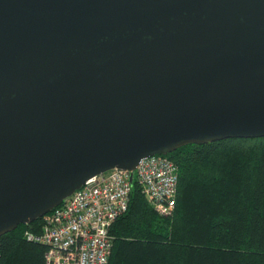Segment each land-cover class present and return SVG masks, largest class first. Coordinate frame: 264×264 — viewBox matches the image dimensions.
I'll use <instances>...</instances> for the list:
<instances>
[{"label":"water","instance_id":"water-1","mask_svg":"<svg viewBox=\"0 0 264 264\" xmlns=\"http://www.w3.org/2000/svg\"><path fill=\"white\" fill-rule=\"evenodd\" d=\"M232 138H264V0H0V236Z\"/></svg>","mask_w":264,"mask_h":264},{"label":"trees","instance_id":"trees-1","mask_svg":"<svg viewBox=\"0 0 264 264\" xmlns=\"http://www.w3.org/2000/svg\"><path fill=\"white\" fill-rule=\"evenodd\" d=\"M179 169L172 215L159 214L137 180L113 224L109 264H264V138L190 144L167 155ZM0 236V264H47L46 247L24 233Z\"/></svg>","mask_w":264,"mask_h":264},{"label":"built area","instance_id":"built-area-1","mask_svg":"<svg viewBox=\"0 0 264 264\" xmlns=\"http://www.w3.org/2000/svg\"><path fill=\"white\" fill-rule=\"evenodd\" d=\"M135 180L159 214H173L178 166L166 155H153L141 159L134 171L114 168L93 176L42 217L39 231L26 230L25 238L46 247L47 264H109L111 230L129 208Z\"/></svg>","mask_w":264,"mask_h":264}]
</instances>
